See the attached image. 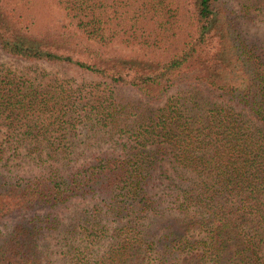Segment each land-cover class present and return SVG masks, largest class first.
<instances>
[{
    "label": "trees",
    "instance_id": "obj_1",
    "mask_svg": "<svg viewBox=\"0 0 264 264\" xmlns=\"http://www.w3.org/2000/svg\"><path fill=\"white\" fill-rule=\"evenodd\" d=\"M240 1L244 15L264 10V0ZM59 4L66 21L39 32L30 0H0L7 56L83 76L0 64V219H23L0 244V264H41L38 212L87 197L118 224L78 222L93 237L81 255L101 250L95 264H263L262 48L221 0ZM79 135L124 155L69 172ZM22 150L43 172L11 165Z\"/></svg>",
    "mask_w": 264,
    "mask_h": 264
},
{
    "label": "rangeland",
    "instance_id": "obj_2",
    "mask_svg": "<svg viewBox=\"0 0 264 264\" xmlns=\"http://www.w3.org/2000/svg\"><path fill=\"white\" fill-rule=\"evenodd\" d=\"M221 1L226 4L231 18H235L241 24L247 40L258 44L264 51V10L253 9L249 15H244V12L241 10L240 0ZM30 7L31 9L27 12L34 15V29L39 32H47L50 28H59L66 21L65 11L60 6L59 0H30ZM114 48L124 55L135 53L126 44L119 42L115 43ZM0 64L3 69L16 72L30 71L33 74V72L46 70L49 74L57 75L59 78L68 76L71 79H76L78 82L83 79V76L72 67L50 65L47 63L31 64L13 59L7 56L1 49ZM100 137L103 136L79 135L72 140L75 142L74 155L79 156V160L67 171L72 172L79 168L88 167L101 157L124 155V151L121 148L116 150L109 143H106L104 140L101 141ZM0 140L6 141L4 131L0 133ZM25 153L22 150L18 154V157H13L11 165L17 168L19 166L21 173L26 176L37 175L43 172V169L35 164L33 157L27 156ZM165 186L159 187V189L165 192ZM156 192L159 193L157 188ZM38 213L41 215V219L45 220L42 225L44 229L36 238L39 245L41 264H79L86 258L88 264H95L97 253H101V250L97 247V253L90 254L87 252L81 255L85 247L90 245V240L93 237L88 236L89 232H85L84 228L77 226L78 222L84 220L86 217L90 218L92 215L99 214L102 224H107V227L109 226L113 229L114 226L118 225L111 218L108 206L99 197L76 199L65 206L51 210H41ZM174 213L177 215V211L175 210L170 212L171 215H174ZM30 218L31 216H27L24 219V226L30 225ZM21 222H23V219L17 215L0 219V244L3 243L4 238L15 231L16 226L22 224Z\"/></svg>",
    "mask_w": 264,
    "mask_h": 264
}]
</instances>
